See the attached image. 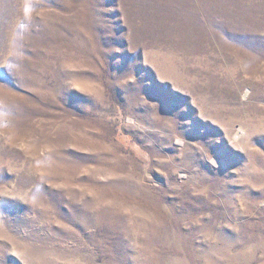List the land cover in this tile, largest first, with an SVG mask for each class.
Segmentation results:
<instances>
[{
  "label": "rangeland",
  "instance_id": "obj_1",
  "mask_svg": "<svg viewBox=\"0 0 264 264\" xmlns=\"http://www.w3.org/2000/svg\"><path fill=\"white\" fill-rule=\"evenodd\" d=\"M0 264H264V0H0Z\"/></svg>",
  "mask_w": 264,
  "mask_h": 264
}]
</instances>
